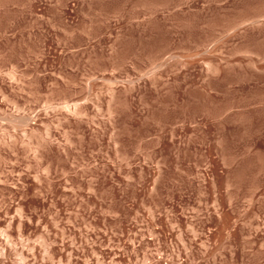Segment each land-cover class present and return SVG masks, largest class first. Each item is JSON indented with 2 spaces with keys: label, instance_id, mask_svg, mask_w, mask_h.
Returning <instances> with one entry per match:
<instances>
[{
  "label": "rangeland",
  "instance_id": "obj_1",
  "mask_svg": "<svg viewBox=\"0 0 264 264\" xmlns=\"http://www.w3.org/2000/svg\"><path fill=\"white\" fill-rule=\"evenodd\" d=\"M0 264H264V0H0Z\"/></svg>",
  "mask_w": 264,
  "mask_h": 264
}]
</instances>
